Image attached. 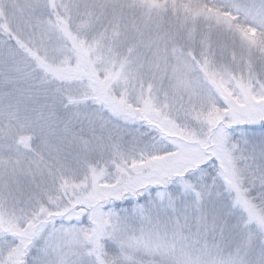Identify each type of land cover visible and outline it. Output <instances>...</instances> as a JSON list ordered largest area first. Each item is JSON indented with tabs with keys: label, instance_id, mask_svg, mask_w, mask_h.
<instances>
[{
	"label": "snow or ice",
	"instance_id": "obj_1",
	"mask_svg": "<svg viewBox=\"0 0 264 264\" xmlns=\"http://www.w3.org/2000/svg\"><path fill=\"white\" fill-rule=\"evenodd\" d=\"M0 264H264V0H0Z\"/></svg>",
	"mask_w": 264,
	"mask_h": 264
}]
</instances>
